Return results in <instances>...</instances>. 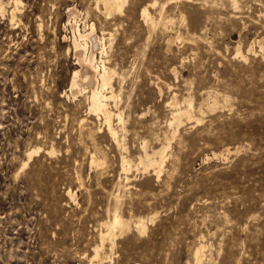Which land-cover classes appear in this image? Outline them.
I'll return each mask as SVG.
<instances>
[{
	"label": "rangeland",
	"instance_id": "rangeland-1",
	"mask_svg": "<svg viewBox=\"0 0 264 264\" xmlns=\"http://www.w3.org/2000/svg\"><path fill=\"white\" fill-rule=\"evenodd\" d=\"M7 1L0 264H264V0H128L108 17L95 0ZM161 7L165 26L151 29L142 10L158 19ZM91 25L124 148L90 111L91 88H72L71 37ZM144 150L163 151L158 173L136 166ZM115 211L131 225L101 246Z\"/></svg>",
	"mask_w": 264,
	"mask_h": 264
},
{
	"label": "bare ground",
	"instance_id": "bare-ground-1",
	"mask_svg": "<svg viewBox=\"0 0 264 264\" xmlns=\"http://www.w3.org/2000/svg\"><path fill=\"white\" fill-rule=\"evenodd\" d=\"M11 1L15 4L16 7L15 6L14 7L17 8L20 2L18 0H11ZM126 1L128 2V0H95L96 2L95 5L97 9L102 8V10L104 11V14L106 15V17H108L114 12L119 13L121 9L123 8L124 3ZM228 1L231 7H233L234 9H239L238 0H228ZM155 4L156 2H154L152 6H156ZM161 9L162 7L159 10L158 19L152 17L151 14L148 12L147 8H144L142 10L141 16L144 19L145 23L151 29H155V27L158 24H162V26H165L166 20L163 21L164 18L161 17ZM15 11L16 9L11 13L12 19L15 17ZM75 12L76 11L74 9H70L68 11L70 16L74 15ZM89 31L90 32L84 36L78 35V36H74L73 38L71 37L72 43H71L70 48L73 51L74 56H75L74 58L77 59L79 68H80L77 72L74 73V76H72L73 77L72 88L73 87L76 88L80 86H83V87L86 86V87L91 88V93L89 97L90 106H91L90 111H93L96 115L101 116L103 118L104 125L108 133L107 135L110 136V138L112 139L111 141H114L118 145L117 147L124 148L123 143L121 142V139L119 138V134H118V131L123 130L124 128L123 122L121 120L120 112L119 111L114 112V110L112 111L108 103L109 101H112L114 106L115 105L117 106L118 104L116 102H117L118 97H120L119 96L120 93L116 94V92L113 89L112 83H111L112 82L111 79L115 71L111 68L106 67L105 61L102 60V56L105 55L106 49H105L104 41L106 40L105 38H102V39L99 38L95 34L94 25L90 26ZM96 55L100 56V62L97 60ZM98 62H99V65H98ZM189 107L190 105L188 106V109H186L185 111H180V110L175 111L173 115V119L171 123L169 124V126L177 128V125L181 121L182 117L189 118L191 115ZM112 117H114L117 121L116 127L113 126ZM83 121L84 119H81L79 121V126L82 125ZM30 154L28 157H30ZM157 155L160 156L159 159L157 158ZM163 161H164L163 151L153 152L152 154L149 155L144 150V155L138 159L136 166L141 165L143 169H147L148 167H150L154 170V172L158 173L160 171ZM101 163H104V160L101 162V159L99 160L96 157L92 158L93 165H98ZM121 163H122V166H121L122 169L126 170L130 166L131 161L127 160L124 157H121ZM133 224H134V228L136 231H138L139 233L145 232L146 226L142 220L136 221ZM130 225H131L130 222L124 221L117 214V211H115L110 221L105 225L106 233L103 236H101V246L104 240H107L112 246L113 239L115 237V231L117 230L119 232H122L125 229H127ZM102 258H103V254L101 252V247L96 248L94 251V260L98 261L99 259H102ZM98 264H100V262H98Z\"/></svg>",
	"mask_w": 264,
	"mask_h": 264
}]
</instances>
